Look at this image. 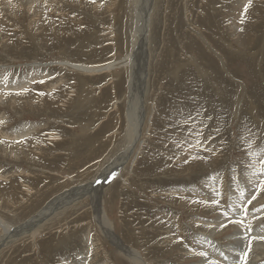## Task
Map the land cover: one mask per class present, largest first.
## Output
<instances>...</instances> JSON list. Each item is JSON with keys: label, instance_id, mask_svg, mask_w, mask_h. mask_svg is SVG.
<instances>
[{"label": "rangeland", "instance_id": "1", "mask_svg": "<svg viewBox=\"0 0 264 264\" xmlns=\"http://www.w3.org/2000/svg\"><path fill=\"white\" fill-rule=\"evenodd\" d=\"M45 1L0 0V90L39 72L20 92L37 99L0 104V131L14 132L0 145V218L27 228L68 191H105L59 207L34 238L22 231L0 264H135L123 248L146 264H264V250L250 248L264 218L246 235L231 227L245 228L252 206L264 211V0H155L149 16L140 0ZM154 16L156 38L130 58ZM143 65L144 88L133 77ZM129 79L144 102L131 103ZM143 105L141 142L109 179Z\"/></svg>", "mask_w": 264, "mask_h": 264}, {"label": "bare ground", "instance_id": "2", "mask_svg": "<svg viewBox=\"0 0 264 264\" xmlns=\"http://www.w3.org/2000/svg\"><path fill=\"white\" fill-rule=\"evenodd\" d=\"M50 0H46L45 2L48 4ZM70 1V0H69ZM136 3L137 1L139 0H135ZM167 1V0H156L157 4L158 3H161V6H163V3ZM140 2L143 3V5L145 6H149V9L147 7V14L149 16V13L151 11V8H152V2L154 3L155 0H140ZM150 2V3H149ZM45 3V4H46ZM150 4V5H149ZM204 4V3H203ZM126 5V4H124ZM136 5V4H135ZM140 5V4H139ZM42 6V9H43V12L44 13H48L44 7V4H41ZM49 8L51 7V4L49 5ZM166 7L168 6V4L165 5ZM236 6V5H235ZM194 7V6H193ZM140 8V6H139ZM164 8V7H163ZM203 8V7H202ZM233 8V7H232ZM48 9V8H47ZM195 9V8H194ZM154 10V9H153ZM49 11V10H48ZM163 12V11H162ZM59 13V12H57ZM228 14V13H227ZM58 16H60V14H58ZM239 16V15H238ZM231 17V16H230ZM234 17V16H232ZM61 18V17H59ZM159 17L157 16H154V19H153V24L151 22V25H152V31L151 29L148 30V22L149 20L147 19V21L145 22V30H142L136 34L137 37L135 38V40L133 41V45H132V51L130 52V58H132V56H134L136 54V51H137V47L138 45H142V47H146L149 42V37H150V41H151V37L154 36V39L156 38V31L158 33V30H157V27H158V24H159ZM234 19V18H233ZM60 28L63 30V29H67L69 27H71V22L68 21V20H65L63 17L60 19ZM71 23V24H70ZM184 24V23H183ZM150 25V24H149ZM159 29V27H158ZM147 31V32H146ZM153 35H152V33ZM248 32V31H246ZM245 32V33H246ZM250 32V31H249ZM148 34H150V36H148ZM244 35L242 34L240 36V41H243L244 40ZM246 39V38H245ZM129 57H127V59H129ZM145 59V58H144ZM144 61V60H143ZM124 62V61H123ZM130 62V61H129ZM118 64V63H117ZM124 65H129V63H124ZM60 66H66L68 67V69H71L72 71H74L75 73H81V74H88V73H91L92 72V69H90L89 67H86L85 65H82L80 63H71V62H66L64 64H60ZM108 66V65H107ZM116 64H111L110 66L108 67H105L104 70H113L115 68ZM120 66V65H119ZM142 65H140L141 67ZM157 66V65H156ZM123 67V66H122ZM121 67V69H122ZM130 67V66H129ZM101 68V67H100ZM120 68V67H118ZM40 70V69H39ZM45 70V69H44ZM129 70V69H128ZM143 72L137 76H133L134 77V80H136L138 77V85L139 87H143L146 86V83L143 82V80L146 78V74H145V70L146 68L142 67L141 69ZM101 71V69H100ZM44 72V71H43ZM127 73V72H126ZM133 73V72H132ZM32 75H38L39 77V72L38 70L33 72H31V74H29L28 77H25L22 81H19V80H14V81H11V83H15V84H18L19 87H20V90L19 91H15V92H4L3 90H0V104L4 103L5 102V98L9 99V101L13 104H17L19 103L20 101L22 100H28V99H37L35 98L34 96H31L30 94V91L26 94V95H22L20 94L21 91L23 90H27V88H24L22 89L23 87H25L26 83H29L28 80H31V76ZM80 75V74H79ZM130 75V74H129ZM86 76V75H85ZM44 77V76H43ZM133 79L132 80H128V88H129V91H130V101L131 103L135 102V100H142V102H144V95H139L138 96V93L137 91L135 90L134 91V87H133V83H132ZM5 80L2 82L4 83ZM65 80H60L57 82V84L55 85V87H59V88H62L61 87V84L64 83ZM143 82V84H142ZM49 86H46V88L50 87V83H47ZM53 84H51L52 86ZM40 86V85H39ZM2 87H4V84H2ZM40 88V87H39ZM22 89V90H21ZM69 91V90H68ZM19 93V94H18ZM60 94V93H59ZM45 97H50V101L52 99H54L55 97L53 95H49V96H45ZM44 97V98H45ZM54 97V98H53ZM130 103V104H131ZM131 107V106H130ZM25 108V107H24ZM20 109V108H19ZM135 111V110H134ZM136 115V114H135ZM133 115V113L129 116L130 118V123H132V129H131V132L132 135H131V142L129 143V146L127 147L126 150H124L121 154V156L118 157V159L114 162V164L112 166H119L115 172L113 171L111 174H108V175H111L109 176V179H111L114 174H116L118 172V169L120 168V166L124 165L126 163V161L131 157L133 151H135L134 149L136 147L139 146V143L141 142V139H142V133H143V130H144V126H145V120H144V116H146V108L145 106L143 105L142 106V109L139 108V112L138 114L135 116ZM128 119V118H127ZM5 119L4 117H0V123L3 122ZM5 123V122H4ZM1 125V124H0ZM30 128V127H28ZM31 128H38V127H35L34 125L31 126ZM34 129H29L27 132H32ZM35 131V130H34ZM10 132V131H9ZM2 132L0 131V145H4V146H8V143L7 140L11 138V135L14 134V132ZM15 139H18V138H15ZM15 141V140H14ZM139 142V143H138ZM12 143V142H11ZM137 149V148H136ZM112 164V163H111ZM110 166V165H109ZM124 169V168H122ZM108 171H106L107 173ZM106 173L104 172L102 175V178H101V181H106L108 178L107 177H104L106 175ZM17 176V175H16ZM3 178H5L6 180H9L11 179V177L7 176V175H4ZM27 184V183H25ZM105 184V183H104ZM84 186V185H83ZM5 187V186H3ZM7 187V186H6ZM99 187V186H98ZM13 188V187H12ZM104 191L105 189L103 190V188H95L94 185L91 186V189L89 188H82L78 193L77 192H74L76 194H73V197H72V191H68L67 193H65L64 195L58 197L55 199L54 202H52L53 204H51L50 206H47L46 208H44L42 211L39 212V214L35 215L34 218L32 217L30 220H28L29 222L27 224H25L27 226V228H22L23 226H21V224L16 228V229H13L11 228L10 226L8 225H5L4 222L1 220L0 218V223L3 225L4 227V231H5V234L2 235L0 237V250L4 247V246H7V245H10L12 244V242H14L15 240H17L18 238L22 237L23 235L21 234L22 231L25 232L26 235L29 234V236H32V238L35 237V234H37L38 232H40V229H42V226L44 225V219L48 218V216H50L51 213L55 212L56 210L59 209V207H64V205H69L73 202H76V197H78V195H81L82 196V201L87 199L88 197L90 198H93V197H96V196H99V195H103L104 194ZM234 191V190H233ZM237 191V190H236ZM97 193V194H96ZM24 194V193H23ZM96 194V195H95ZM75 195V197H74ZM71 196V197H70ZM16 200V199H15ZM57 205V207H56ZM92 206L95 208V204H94V200L92 201ZM256 206V205H255ZM255 206H252L251 207V211L253 210V212H250V213H247L246 215H244V219L243 221L246 222V226H244L245 228H242L241 226H243V223H239V225L235 224L234 226H231L233 228H235L238 232H242V234H247V230L246 228H249L251 226L254 227V225L256 224H259V222L264 218V211L263 210H260V209H255ZM248 209V208H247ZM97 218L99 217V214L97 212V210L94 211ZM35 221H32L33 219H35ZM227 219V217H226ZM253 221V222H251ZM230 223V222H229ZM193 226H200L199 223H191ZM228 224V222H227ZM100 225L102 227V229L106 232V233H110V230H109V222H107L104 217L101 215V220H100ZM241 225V226H240ZM20 227V228H19ZM200 228V227H199ZM252 233V232H251ZM255 233V232H253ZM204 234V233H203ZM113 235V234H111ZM250 236V235H249ZM257 235H254L252 234L250 238H248L250 241L247 242V244H255V237ZM199 237V236H198ZM212 237V236H210ZM247 237V236H246ZM111 240H113V242L116 244V246H118V239L115 237V236H112L110 238ZM252 240V241H251ZM16 242V241H15ZM243 245H246L245 242L242 243ZM243 247V246H242ZM250 248L252 249H259V250H264V238L261 240V244L259 245H252L250 246ZM251 249V250H252ZM250 250V251H251ZM125 255H127L129 257V259L131 261H133L135 264H146L141 255L134 249H126V248H123L122 250ZM261 253H264V252H261ZM260 253V254H261ZM83 264H85V261H83ZM227 264H233V263H227Z\"/></svg>", "mask_w": 264, "mask_h": 264}, {"label": "snow or ice", "instance_id": "3", "mask_svg": "<svg viewBox=\"0 0 264 264\" xmlns=\"http://www.w3.org/2000/svg\"><path fill=\"white\" fill-rule=\"evenodd\" d=\"M245 10H247V6H246V8H245ZM26 91V90H25ZM256 197L255 196H253V199H255Z\"/></svg>", "mask_w": 264, "mask_h": 264}]
</instances>
